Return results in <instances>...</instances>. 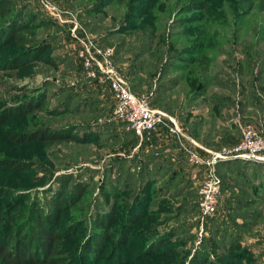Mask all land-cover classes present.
Masks as SVG:
<instances>
[{"label": "rangeland", "instance_id": "1", "mask_svg": "<svg viewBox=\"0 0 264 264\" xmlns=\"http://www.w3.org/2000/svg\"><path fill=\"white\" fill-rule=\"evenodd\" d=\"M194 2H204L205 8L192 9ZM58 4L77 13L102 47L114 48L115 64L128 78L133 92L149 97L155 110L164 111L185 123L183 127L196 141L218 149L228 145L216 143L235 140L237 136L241 140L236 122L231 124V116L225 115L231 112L232 106L225 107L228 109L223 110L217 124L212 123V100L225 97L236 106L246 99L248 103L253 92L257 96L262 94L264 98V8L261 7V0H127L124 4L113 2L105 5L100 0H58ZM15 7L23 14V22H28L31 28L26 32L30 41L26 48L38 46V41L53 36L55 40L50 56L57 59V65L50 66L37 60L18 70L0 71V111L25 106L43 94L47 95L40 110L14 117L5 125H0L1 156L29 166L25 172L0 169L4 175L0 179V187L11 190V195L0 198V218L5 223L0 234L6 237L8 246L13 247L16 236H23L32 226L37 227L33 211L50 210L52 197L58 196L65 182L72 179L73 183H81L87 191L81 202L67 204L58 220L57 230L80 227L65 244L71 252L66 256L68 260L70 258L81 264L89 259L81 251L83 243L92 234L103 232L96 228L95 219L111 208L112 199L105 195V190L114 191L116 175L109 169H112L115 157H128L130 154L125 147H120L124 134L129 131L125 123L115 119L109 85L87 80L83 76L77 55L78 45L69 29L60 25L34 0H18ZM5 21L0 17V25ZM21 50L13 46L5 48L0 52V62L12 59ZM158 90H163L159 97ZM195 90H204V96ZM241 110H235L233 114H240L237 118L251 124L245 119V111L242 114ZM192 115L195 116L189 118ZM45 127L68 131L75 128L77 134L86 133L91 138L100 137L102 141L97 144L64 142L45 146L33 142L20 145L6 137L9 130L28 133ZM260 128L264 131V126ZM232 146L235 144L229 145ZM138 151L139 148L133 149L129 157ZM258 164L264 165L262 162ZM140 165L133 167L136 173ZM259 173V180H263L264 184L263 169ZM232 174L229 176L230 183L234 182L235 175ZM189 176L195 183L194 175ZM160 186L159 182L155 190H160ZM71 190L69 188L68 191ZM243 191L245 194H242ZM231 193H235L234 197L244 195L245 199H252V207L241 209L229 205L227 200ZM135 194L131 192L127 199H120L121 206L110 229L111 243L107 249H102V262L109 257V251L121 236V229L126 224L123 212H126V205L132 202ZM263 197L264 190L256 193L240 188L238 192L235 189L225 192L217 213L211 219H203L198 212L159 229L164 232L170 224L196 223L191 230L193 239L187 242L188 248L181 249L182 253L168 255L162 252L156 256L157 260L140 259L138 264H192L204 238L210 236L216 226L224 224L233 230V221L239 226L244 224L242 216H248L251 211H259L261 217L257 218L249 232L244 233L241 247L250 249L258 264H264ZM166 199L155 194L149 196L151 207L148 213L137 215L138 222L130 238L131 246L126 249L136 254L137 259L143 257L151 243L149 239H157L153 238L156 233L149 231L151 227L147 226L156 227L158 219L165 220L164 216L157 218L154 215L159 208L168 205ZM169 202L176 205L175 208L179 206ZM16 203L19 205H14ZM185 236L176 237L172 242L181 240L178 246H183ZM213 259V256L210 257V260ZM217 262L224 263L223 259ZM0 264L8 263L0 259Z\"/></svg>", "mask_w": 264, "mask_h": 264}, {"label": "trees", "instance_id": "2", "mask_svg": "<svg viewBox=\"0 0 264 264\" xmlns=\"http://www.w3.org/2000/svg\"><path fill=\"white\" fill-rule=\"evenodd\" d=\"M17 1L18 0H0V17L6 19V21L0 25V52L10 46L22 49L18 54L13 56L12 59L1 61L0 71L18 70L25 67L31 61L37 60L50 66L57 65V59L50 56V50L55 40L53 36H50L47 40L38 41V46H30L32 47L30 49L26 48L30 43L26 36V32L31 31V28L28 26V22H23V14L15 10ZM100 1L105 5L113 2L124 4L127 0ZM207 1L208 0H206V2ZM261 7L264 8V0H261ZM204 8V2H194L192 5V9L195 10ZM83 25L92 34L93 31H91L88 24ZM56 35L58 36V34ZM79 62L81 64L80 60ZM83 76L87 79L84 71ZM162 91L163 90H158V97ZM195 91L201 96L204 90ZM46 97L47 95L43 94L38 100H32V102H29L25 106L7 108L0 111V125H5L14 117L20 115L26 116L36 110H40L44 106ZM249 101L250 103L255 101L257 105H261V101L255 92L251 94ZM212 104V123L215 125L218 119L222 117L224 108L231 106L233 103L228 98L220 97L212 100ZM191 117L192 116L189 118ZM69 129L71 130H57L45 127L28 133H19L9 130L6 132V137L12 143L20 145L33 142H38L45 146L64 142L97 144L102 141L100 137L91 138L92 136L90 137L86 133L83 135L82 130L80 132L82 134H77L75 128ZM123 139L122 146L120 147H125L124 149H127L130 154L133 149L139 148V151L131 157H129L130 154L128 153V157H115L114 161H112V169H109V171H114L116 175V188L114 191L110 190V192L105 190V195L112 199V205L108 212H103L102 215H98L95 219L96 228L103 232L98 235L92 234L88 237L87 241L83 243L81 251L84 252V255L89 257V259L84 263L81 262V264H138L140 259L157 260L156 256L160 255L162 252L168 253V255L182 253L181 249L188 248L187 242L193 239L191 230L193 227L192 225L196 223L192 221L189 222L192 223V225L180 223V226H172L170 224V227L164 232H160L159 230L172 221L178 220L177 222H180L183 221L180 219L187 218L189 215L194 216L199 212L200 198L198 188H195L186 170V155L181 156V160L176 162L169 156H165L161 149L148 147L150 145L148 143L149 141L143 140L141 142L140 138L132 131L125 133ZM206 141L209 143L208 138ZM106 142L107 140L105 143ZM112 142L114 143L113 140ZM147 149L149 150L146 151ZM139 163L142 164L140 165ZM139 165L140 170L136 173L134 168L139 167ZM151 165L153 167H151ZM4 168H9L16 172H25L29 170L28 164L9 157L6 158L0 154V169ZM261 169L264 171V165L255 162H241L240 160L219 164L217 172L222 179V193L224 194L238 186H241L242 189L243 187L247 189L251 187L256 193L259 191V188L264 189V184L261 186L251 184L250 186L252 180L256 181L259 176H261V173H259ZM234 172L236 173L234 174ZM231 173L235 175L233 178L234 185L232 186L229 182ZM3 176L4 175L0 173V179ZM159 182L161 183L160 190L156 191L155 189ZM135 187H137V190H135ZM69 188H72V190L68 191ZM86 191L87 189H85L81 183H73L72 179L67 180L59 195L52 197L50 210L45 211L42 209L38 212L33 209L37 227L32 226L23 236H16L14 238L15 243L13 247H9L6 243V237L0 234V259L6 261L8 264H77L76 261H72L70 258L68 260V257H66L70 255L71 252L68 250L69 248L66 247L67 245L65 243L76 234L80 227H69L67 229L57 230V223L63 211L68 207L67 204L71 202H73V204L81 202ZM131 192H135L136 194L133 196L132 202L126 205L128 206L126 212H123V218L126 220V224L121 229V236L118 237V240L109 251V257L106 261L102 262L101 258L104 255L103 252L111 243L110 229H112L115 223L118 209L121 206L120 199H127L128 197L126 196L131 195ZM154 194L162 199L167 198L168 205L159 208V212H155L156 214L154 215V217L156 216L157 218L164 216L165 220L158 219L156 227L151 225L147 226L151 227L149 231L156 233L153 238L157 239L153 241V239L150 238L149 241L151 243L146 252H143V257L137 259L136 254L133 252L131 254L129 251H126V249L129 250L131 246L130 238L137 224L136 222H138L137 215L143 216L146 212L148 213V209L151 207L148 203V197ZM242 194H245L244 191ZM7 195H11V190L1 186L0 198ZM233 195H235V193H231L227 200L229 205L234 207L239 206L241 209H249L252 207L253 201L245 199L243 197L244 195H238L237 197ZM169 201L175 202L177 205L179 204V206L175 208L176 205H173ZM221 202L222 198L220 205ZM14 205H19V203ZM260 214L259 211L248 212V216H242L244 224L239 226L236 221H233L235 225V229L233 230H230L224 224L216 226V228L211 231L210 236L204 238L199 251L195 254L192 264H217V261L220 259H223V264H258L251 250L247 247H241V241L244 238V233L249 232L250 228L256 223L257 218L261 217ZM141 216L140 218H142ZM3 226H5V223L3 219L0 218V231ZM23 229L24 228H22L20 232L23 231ZM182 235H186V238H184L185 240H183L185 242H183V246L181 244L178 246L181 240L175 243L172 242L173 239L181 237ZM167 246L169 247L168 249H166ZM102 249L104 250L102 251ZM183 251L187 252L186 250ZM212 256L214 259L210 260ZM153 264L156 263L153 262Z\"/></svg>", "mask_w": 264, "mask_h": 264}, {"label": "built area", "instance_id": "3", "mask_svg": "<svg viewBox=\"0 0 264 264\" xmlns=\"http://www.w3.org/2000/svg\"><path fill=\"white\" fill-rule=\"evenodd\" d=\"M60 25L67 27L78 45L77 55L84 74L91 81L108 84L112 91L115 119L126 124L141 140L150 141L160 129L175 138L195 167L202 168L204 178L198 186L199 212L203 219L213 217L222 198V179L217 167L221 163L242 160L264 163V133L252 124L235 118L241 140L235 146L209 148L190 136L177 118L155 110L149 97L137 95L128 78L116 66L115 50L102 47L83 25L80 16L62 8L58 0H34ZM240 117V116H238Z\"/></svg>", "mask_w": 264, "mask_h": 264}, {"label": "crops", "instance_id": "4", "mask_svg": "<svg viewBox=\"0 0 264 264\" xmlns=\"http://www.w3.org/2000/svg\"><path fill=\"white\" fill-rule=\"evenodd\" d=\"M202 97L204 95H201ZM262 94L259 93V96L258 98L260 99L261 101V105H257L256 103L257 102H251L248 101L247 102V99L244 100V102H239V104H236V106L234 104H232V108H231V112L228 113L227 115V112L225 113L226 116L230 117L231 116V119H230V123H234V120L236 117L240 116V114H236L235 115L233 114V112L235 110H241L242 108V114L243 111H245V119H247L252 125H254L256 128H258L259 130H261L263 133V129H261L260 127H263L264 126V98L262 96ZM245 94L243 95V98H245ZM235 106V108H234ZM228 108H225L224 110H226ZM212 112V111H211ZM230 115V116H229ZM195 115H192V117H194ZM191 117V118H192ZM182 118V116H181ZM219 120V119H218ZM218 123V121L216 122V124ZM180 124L182 126H185V123H181ZM260 126H259V125ZM219 128V126H217ZM207 132V131H206ZM239 139L240 137H236L235 140H230V141H222V142H219L215 139V141L219 142V143H216V145L220 144V145H236L237 143H239ZM235 142V143H234ZM150 145L148 147H152V148H155V149H161L162 153L165 155V156H169L170 158H172L174 161L176 162H179L181 160V156L183 155H186L184 153V151L180 148L177 140L175 138H173L172 136L168 135V133L163 130V129H160L158 132L154 133L150 139V141L148 142ZM185 161L187 163V168L186 170L188 171L189 174H193L194 177H193V181H195L194 185L198 188V186L200 185V178L201 180H203L204 178V171L202 168H199V167H193L192 165H189V161H188V157L187 155L185 156ZM198 170V171H197ZM252 185H257V186H261L263 184V180H259V178L254 181L252 180V183H250V186ZM234 185V182H231V186ZM242 188L241 186H238V189ZM238 189L237 187L235 188V191L238 192ZM243 189L245 190H248L247 188L243 187ZM251 191L254 189L253 188H249ZM264 189L262 188H259V191H262ZM258 191V192H259ZM229 193V191L227 192ZM251 195H253L251 193ZM260 195V194H259ZM255 196V195H254ZM249 197V196H248ZM255 197H258V196H255ZM250 198V197H249ZM250 201H253L252 199H249Z\"/></svg>", "mask_w": 264, "mask_h": 264}]
</instances>
